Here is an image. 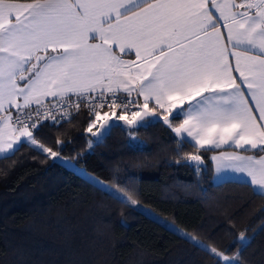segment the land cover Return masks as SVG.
Returning a JSON list of instances; mask_svg holds the SVG:
<instances>
[{
	"label": "snow or ice",
	"instance_id": "snow-or-ice-1",
	"mask_svg": "<svg viewBox=\"0 0 264 264\" xmlns=\"http://www.w3.org/2000/svg\"><path fill=\"white\" fill-rule=\"evenodd\" d=\"M73 107L88 109L96 140L119 122L134 138L162 121L178 149H196L183 163L198 175L205 152L250 148L212 156L216 178L246 173L243 186L264 198V0H0V161L22 146L61 159L66 142L46 146L37 133ZM111 187L140 206L134 189ZM182 234L215 264L240 260ZM247 240L242 231L233 245Z\"/></svg>",
	"mask_w": 264,
	"mask_h": 264
},
{
	"label": "trees",
	"instance_id": "trees-1",
	"mask_svg": "<svg viewBox=\"0 0 264 264\" xmlns=\"http://www.w3.org/2000/svg\"><path fill=\"white\" fill-rule=\"evenodd\" d=\"M72 114L37 136L53 148L58 138L65 141L62 158L111 185L134 189L140 204L206 244L231 246L228 255L238 252V264H264V198L241 182L215 184L208 152L198 175L183 163L196 149H178L162 121L140 128L134 138L119 122L96 140L86 131L88 109ZM46 157L22 146L0 161V264H215L206 248ZM242 231L248 240L237 247L233 241Z\"/></svg>",
	"mask_w": 264,
	"mask_h": 264
},
{
	"label": "rangeland",
	"instance_id": "rangeland-1",
	"mask_svg": "<svg viewBox=\"0 0 264 264\" xmlns=\"http://www.w3.org/2000/svg\"><path fill=\"white\" fill-rule=\"evenodd\" d=\"M60 161L67 167L72 168L74 170H76L78 173H80L82 176L86 177L87 179L97 183V180L99 181H103V184L97 183L99 184L101 187L109 190L110 192H112L113 194L117 195L118 197L121 198L122 194H119L117 192V190L113 187H111V184L107 183L106 181L100 179L99 177H97L96 175L90 173L89 171H87L86 169H84L83 167H79L77 165H75L71 160L66 159V158H61ZM139 208H141L145 213H147L148 215L158 219L159 221L163 222L164 224H166L167 227L173 229L176 231V229H180L182 231H176L180 234H182V232H187L184 229H182L181 227H179L178 225H176L175 223H173L172 221L166 220L164 219L161 215H159L158 213L152 211L149 207H146L142 204H140ZM189 233V232H187ZM191 234V233H190ZM183 235V234H182ZM201 240V239H200ZM202 241V240H201ZM204 245H208L206 244L204 241H202Z\"/></svg>",
	"mask_w": 264,
	"mask_h": 264
},
{
	"label": "crops",
	"instance_id": "crops-1",
	"mask_svg": "<svg viewBox=\"0 0 264 264\" xmlns=\"http://www.w3.org/2000/svg\"><path fill=\"white\" fill-rule=\"evenodd\" d=\"M15 2H20V3H30L32 1H16ZM209 2V5H211V0H208ZM217 2H220V0H217ZM212 11H215V9H212ZM218 15V13H217ZM222 23V22H221ZM226 34V33H225ZM134 58V56H133ZM234 62H233V67H234ZM234 75H236L237 77L239 76L238 73H234ZM135 96V95H134ZM142 102V101H141ZM135 110V109H134ZM119 113V112H118ZM123 123V122H122ZM237 152L238 154L240 155H244V156H250V155H253V150L252 149H248L247 152H244L242 150H239V149H235L234 145L233 146H228V145H223L219 148H214L212 151L208 152L209 153V157H210V160L212 162V166H213V175H212V180L215 184H219V183H223V182H229V181H235V182H241V183H244V180H243V177L246 176V173L245 174H241V173H236L234 175H231V176H227V177H223V178H216V174H217V169H216V162L213 161L211 159L212 156H217L219 155L221 152H228V153H231V152ZM260 155H264V153H261ZM231 171V170H229ZM250 179V178H249Z\"/></svg>",
	"mask_w": 264,
	"mask_h": 264
},
{
	"label": "built area",
	"instance_id": "built-area-1",
	"mask_svg": "<svg viewBox=\"0 0 264 264\" xmlns=\"http://www.w3.org/2000/svg\"><path fill=\"white\" fill-rule=\"evenodd\" d=\"M130 99H135V96L133 95V97H131ZM73 100H75V97H73ZM104 109H108V108L105 107ZM75 110H76V109L73 107L70 111L73 112V111H75ZM131 110H134V108L131 109ZM57 115H59V113H57Z\"/></svg>",
	"mask_w": 264,
	"mask_h": 264
},
{
	"label": "water",
	"instance_id": "water-1",
	"mask_svg": "<svg viewBox=\"0 0 264 264\" xmlns=\"http://www.w3.org/2000/svg\"><path fill=\"white\" fill-rule=\"evenodd\" d=\"M98 126H99V125H98ZM108 133H109V132L105 133V135H104V136H106Z\"/></svg>",
	"mask_w": 264,
	"mask_h": 264
}]
</instances>
